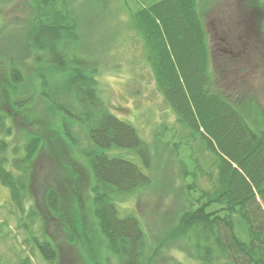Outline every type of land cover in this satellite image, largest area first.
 Instances as JSON below:
<instances>
[{
	"label": "trees",
	"instance_id": "1",
	"mask_svg": "<svg viewBox=\"0 0 264 264\" xmlns=\"http://www.w3.org/2000/svg\"><path fill=\"white\" fill-rule=\"evenodd\" d=\"M27 1L34 62L48 70L46 76L38 75L40 96L48 111L60 114L65 138L90 172L91 213L106 260L156 264L161 244L150 246L138 218L119 209L121 198L150 185L141 168H150V150L132 125L109 111L99 96L98 62L83 53V25L92 16H108L110 0ZM119 1L142 41L156 88L181 127L178 139L188 150L190 170L183 164L182 207L170 239H187L197 264H264V133L250 126L244 105L217 88L197 1L130 0L134 8ZM258 2L264 31V0ZM94 8L98 11L90 15ZM9 74L12 83L21 85L16 67ZM31 102L27 96L13 105L21 110ZM40 143L32 136L22 155L9 157L6 142L0 140V184L21 216L26 213L27 168ZM117 152H129L133 158ZM44 202L49 212L59 214L55 189L46 191ZM26 216L32 223L37 214L29 210ZM26 229L42 258L54 264V246L33 236L30 225ZM18 264L32 262L23 257Z\"/></svg>",
	"mask_w": 264,
	"mask_h": 264
},
{
	"label": "rangeland",
	"instance_id": "2",
	"mask_svg": "<svg viewBox=\"0 0 264 264\" xmlns=\"http://www.w3.org/2000/svg\"><path fill=\"white\" fill-rule=\"evenodd\" d=\"M196 1L217 88L234 103L244 105L250 126L264 133V31L258 0ZM107 8L108 16H92L83 25V53L98 62L99 96L111 113L136 129L152 157L148 170L141 167L150 177V185L121 198L119 209L138 218L150 246L161 244L156 264H197L189 254L187 239H170L182 207L183 164L190 170L188 150L178 139L181 127L156 88L142 41L129 26L128 11L119 0H110ZM29 9L27 0L0 4V140L6 142L9 157L22 155L28 138L41 140L27 168L23 216L15 210L8 189L0 184V264H18L23 257H29L32 264H48L26 225L39 241L54 246V264H116L110 257L106 260L92 217L90 172L65 138L60 114L48 111L40 96L38 75L46 76L48 70L34 62L36 53L28 42ZM11 67L21 72V85L12 83ZM27 96L32 97L28 107L20 110L13 105ZM117 153L133 158L129 152ZM51 188L60 199L58 215L49 212L44 202ZM29 210L37 214L32 223L26 216Z\"/></svg>",
	"mask_w": 264,
	"mask_h": 264
}]
</instances>
